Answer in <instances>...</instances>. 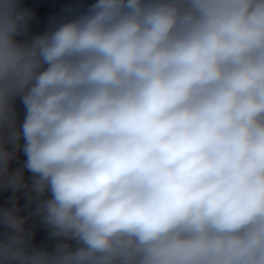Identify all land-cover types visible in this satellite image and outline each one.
<instances>
[{
    "label": "clouds",
    "instance_id": "clouds-1",
    "mask_svg": "<svg viewBox=\"0 0 264 264\" xmlns=\"http://www.w3.org/2000/svg\"><path fill=\"white\" fill-rule=\"evenodd\" d=\"M66 13L0 0V264H264V0Z\"/></svg>",
    "mask_w": 264,
    "mask_h": 264
},
{
    "label": "water",
    "instance_id": "water-1",
    "mask_svg": "<svg viewBox=\"0 0 264 264\" xmlns=\"http://www.w3.org/2000/svg\"><path fill=\"white\" fill-rule=\"evenodd\" d=\"M91 0H27L37 12V19L33 25L34 31L45 30L53 17L66 16V9L73 3L88 4ZM43 239V234L39 237Z\"/></svg>",
    "mask_w": 264,
    "mask_h": 264
}]
</instances>
